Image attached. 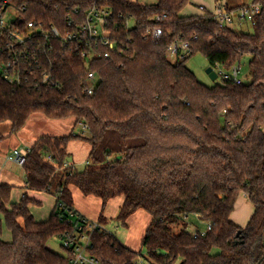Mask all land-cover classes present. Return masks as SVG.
Listing matches in <instances>:
<instances>
[{
  "label": "trees",
  "instance_id": "1",
  "mask_svg": "<svg viewBox=\"0 0 264 264\" xmlns=\"http://www.w3.org/2000/svg\"><path fill=\"white\" fill-rule=\"evenodd\" d=\"M7 1L26 8V21L41 20L62 31L67 7L81 3ZM106 2L117 14L136 20L137 27L124 32L133 39L129 51L89 67L78 56L56 58L61 89L0 82V124H11L10 135L21 132L35 114L74 118L87 127V135L42 136L35 142L22 166L26 183L19 203L9 208L15 186L0 184V212L13 237L11 242L0 239V264H67L49 244L70 230L59 216L74 209L72 187L100 199L103 211L111 200L123 197L117 221L124 226L136 212H147L151 223L142 247L153 264H264V0H253L262 12L252 33L221 29L210 13L183 16L190 0L150 5L100 1ZM82 4L84 13L91 0ZM148 27L162 29L158 42L144 40ZM178 41L190 42L193 55L202 54L214 68L230 70L251 57L252 81L204 85L186 66L189 59H169L168 49ZM90 71L100 77L91 97L83 93ZM6 138L0 133V142ZM73 141L91 145L81 172L64 169ZM28 191L56 197L47 221L35 220L30 206L41 203ZM242 192L255 208L245 228L231 219ZM190 215L211 230L195 238L187 223ZM99 221H106L103 214ZM92 244L91 253L102 264H133L141 254L112 232H95Z\"/></svg>",
  "mask_w": 264,
  "mask_h": 264
},
{
  "label": "built area",
  "instance_id": "2",
  "mask_svg": "<svg viewBox=\"0 0 264 264\" xmlns=\"http://www.w3.org/2000/svg\"><path fill=\"white\" fill-rule=\"evenodd\" d=\"M84 1L80 0V5L74 9L67 7L69 14L62 31L54 24L47 25L41 20L26 21L23 17L25 7L19 8L7 0H2L0 2V82L33 89H61L62 84L54 71L56 58L78 56L89 67L93 62L109 60L113 54L122 56L129 51L133 39L125 36L124 32L129 33L137 27L135 18L130 16L126 19V15L117 14L107 2L101 4V0H91V4L83 13L81 9ZM261 12L262 8L259 4L251 3L231 10L221 6L210 16L218 22L221 29H225L231 28L237 21L249 22L254 26ZM79 17H81L80 21ZM160 20L161 18L158 17L157 21ZM162 34L160 27H148L143 38L156 43L161 39ZM192 55L190 42L178 41L168 49V57L174 63L188 60ZM218 68L223 67L217 65L214 68L215 72ZM225 70L219 73L222 80L237 85L244 83L240 65ZM99 83L98 73L90 71L83 81V93L89 97L93 96ZM82 129L87 130V127L83 126ZM28 152L26 149H17L7 159L23 166ZM64 169H72L68 161ZM62 209L65 208L62 206ZM65 211L64 215L58 216L61 220H66L70 230L61 234L58 239L62 243L67 264H102L91 253L92 235L95 232L110 231L100 223L91 222L74 209H65ZM210 230L209 224L201 232L193 231V235L195 238L205 236ZM133 264L138 263L135 261Z\"/></svg>",
  "mask_w": 264,
  "mask_h": 264
},
{
  "label": "rangeland",
  "instance_id": "3",
  "mask_svg": "<svg viewBox=\"0 0 264 264\" xmlns=\"http://www.w3.org/2000/svg\"><path fill=\"white\" fill-rule=\"evenodd\" d=\"M135 4L139 5H150L154 4L157 0H129ZM199 2L209 1L212 2L213 0H198ZM253 0H230L231 4L236 3H243V4H251ZM233 30L244 31L247 33L253 32V25L249 22H239L231 27ZM251 57H245L241 62V78L244 83L249 84L251 79L250 74V67L249 63L251 61ZM186 66L196 75L197 79L208 87L215 86L222 82V77L219 76V73H223L226 71L224 68L216 69V73L219 76L215 81H213L210 76L207 74V70L209 69L210 65L207 59L202 54H195L189 58L186 62ZM11 124L4 123L0 124V133L5 135L7 138L0 142V170L6 171L7 173H11L18 179H22L24 172L22 167L17 166L12 163H8L5 159L9 157L15 151V148L19 146V142L21 140V132L15 135H10ZM22 131V130H21ZM75 133L77 134H84L87 135V130H83L82 126H77ZM71 148L73 149L74 157L69 155L68 162L71 164L72 169L74 172H81L85 169L89 156V150L91 152V145L85 141H73L70 144ZM26 147V146H25ZM1 170V171H2ZM19 197L20 192L14 191L12 196V201L14 198ZM80 196V197H79ZM79 196H75L76 203L79 207L84 208V214L86 217L94 223H100L99 219L100 216L103 214L106 217V221L102 224L106 227V229L113 234L116 235L118 240L121 242L122 245L135 251L137 253H141L140 256L136 259V263L138 264H153L147 258V252L142 247V240L145 236V233L151 223V216L143 211L140 210L132 215L126 223V226L120 224L117 221V216L119 214V207L121 201L124 200L123 197H118L116 199L111 200L105 210L103 211L102 208V201L96 197H85L81 194ZM44 202L42 205H32L31 211L33 216L37 221L43 220L47 221L52 215V206L54 204L55 198L52 195H44ZM240 202H238L236 211L234 213V218L238 214L242 212L240 209ZM9 207V206H8ZM42 221V222H43ZM189 230L191 232L195 231L197 228L205 227L206 225L204 222L200 221L199 218L195 215H190L187 220ZM240 227L245 228L246 226L240 225ZM0 239L3 241L9 240L12 241V233L6 226L4 215L0 212ZM50 249L55 251L56 253L63 254L62 243L58 238L53 239L49 244ZM177 264V263H176Z\"/></svg>",
  "mask_w": 264,
  "mask_h": 264
},
{
  "label": "crops",
  "instance_id": "4",
  "mask_svg": "<svg viewBox=\"0 0 264 264\" xmlns=\"http://www.w3.org/2000/svg\"><path fill=\"white\" fill-rule=\"evenodd\" d=\"M218 5L220 7L224 6L227 9H229V8L236 9V8H239V7L247 5V4H243V3L231 4L230 0H213L212 2H209V1L199 2L198 0H190V4L183 11L182 15L183 16H190V15H205L207 13L211 14V13H214L218 10V8H219ZM77 126H79V125H77L76 119H74V118H69V119H64V120H54V119H49L42 114L32 115L30 117V119L28 120L24 129H22V131H21V140L19 142V146H17L15 148V150L21 149V148L26 149V150L31 149V147L35 144V142L42 136H67L70 133L75 132ZM67 151H68L69 155H72L74 157L73 149L71 148L70 145H69ZM88 152L90 153V150ZM88 157H87V159H88ZM5 160L8 163H12V164L19 166L17 163H15L13 161H9L7 159V157ZM20 167H22V166H20ZM1 170H0V184L6 183V184H10V185L15 186V188L13 189V191L11 193L10 204L8 205L10 208L12 204H16V203L20 202V200L23 196V193H24V186L26 183V178H25V174L23 175L22 179H18L14 175H12L11 173H7L6 171H3V170L1 171ZM22 170H23V167H22ZM14 191H19L20 195H19V197H17V195H16V197L12 201V199H13L12 196H13ZM71 191H72L73 199H74V210L86 217V215L84 214V208L79 207V205L76 203V200H75V196H79L80 194L83 196V194L76 187H72ZM44 195H50V194H47L45 192L28 191V196L31 199H34V200L40 202L41 205L43 204V202L45 200ZM54 198H55V201H54V204L52 206V213L55 209L56 202H57L56 197H54ZM240 200H241L240 209H242V212L240 214H238L237 219H236V217L234 218L233 215L236 211L238 202ZM123 201L124 200L121 201L120 207L122 206ZM120 207H119V209H120ZM30 210H31V207H30ZM254 211H255V208H254V205L252 204L249 196L246 193L242 192L238 196L234 212L231 215V219L234 223H236L239 226L240 225L247 226L250 219L252 218V216L254 214ZM31 213H32V211H31ZM42 221L43 220H40L38 222H42ZM2 241H3V239H2ZM5 242H11V241L6 240Z\"/></svg>",
  "mask_w": 264,
  "mask_h": 264
},
{
  "label": "water",
  "instance_id": "5",
  "mask_svg": "<svg viewBox=\"0 0 264 264\" xmlns=\"http://www.w3.org/2000/svg\"><path fill=\"white\" fill-rule=\"evenodd\" d=\"M207 74L210 76V78L215 81L218 78L217 73L215 72L213 67H209V69L207 70ZM240 234V233H239Z\"/></svg>",
  "mask_w": 264,
  "mask_h": 264
}]
</instances>
